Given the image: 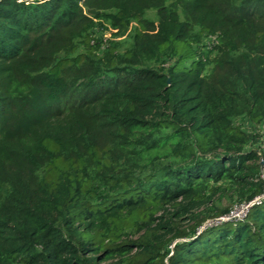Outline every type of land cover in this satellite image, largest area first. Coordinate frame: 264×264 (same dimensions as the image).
<instances>
[{"label": "trees", "instance_id": "trees-1", "mask_svg": "<svg viewBox=\"0 0 264 264\" xmlns=\"http://www.w3.org/2000/svg\"><path fill=\"white\" fill-rule=\"evenodd\" d=\"M263 166L264 0H0V264H264Z\"/></svg>", "mask_w": 264, "mask_h": 264}, {"label": "rangeland", "instance_id": "rangeland-1", "mask_svg": "<svg viewBox=\"0 0 264 264\" xmlns=\"http://www.w3.org/2000/svg\"><path fill=\"white\" fill-rule=\"evenodd\" d=\"M147 16L150 18H157L156 16V12L154 10H150L147 13ZM103 37L104 39L108 40L109 38H113V40H115V42L118 44L120 49H124L126 47H128L131 43V32L127 35H115V31L112 29H107L103 32ZM243 118H240V121H242ZM244 127L247 130H252V131H256V129H259V126H254V124L245 121L244 123ZM226 195H223L221 197V199H219L217 201V204L221 207V208H226V207H230L233 206L237 203H240L237 195H234V199H231V191L226 192ZM219 222V216H211V217H206L205 220L203 221L202 225L199 226V229H204L207 226L210 225H215Z\"/></svg>", "mask_w": 264, "mask_h": 264}, {"label": "built area", "instance_id": "built-area-1", "mask_svg": "<svg viewBox=\"0 0 264 264\" xmlns=\"http://www.w3.org/2000/svg\"><path fill=\"white\" fill-rule=\"evenodd\" d=\"M262 178L264 180V166L262 167ZM262 202H264V189L261 194L255 196L253 199L233 205L228 213L219 216V222L226 220H241L247 215L253 205L261 204Z\"/></svg>", "mask_w": 264, "mask_h": 264}, {"label": "water", "instance_id": "water-1", "mask_svg": "<svg viewBox=\"0 0 264 264\" xmlns=\"http://www.w3.org/2000/svg\"><path fill=\"white\" fill-rule=\"evenodd\" d=\"M89 12H90V13H95V12H97V10H95V9H90Z\"/></svg>", "mask_w": 264, "mask_h": 264}]
</instances>
